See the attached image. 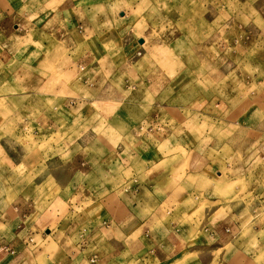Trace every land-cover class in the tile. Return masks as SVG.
<instances>
[{
  "label": "crops",
  "instance_id": "crops-1",
  "mask_svg": "<svg viewBox=\"0 0 264 264\" xmlns=\"http://www.w3.org/2000/svg\"><path fill=\"white\" fill-rule=\"evenodd\" d=\"M210 6V0H0V104L8 113L0 115V264H188L192 253L196 264H210L218 251L227 264H264L261 248L248 255L240 239L245 209L250 231H264L257 181L264 172L252 174L254 186L226 203L210 171L226 161L220 149L214 154L210 141L195 149L190 130L180 141L154 136L177 127L158 123L161 113L201 104L212 109L204 116L264 137L263 122L236 96L234 112L224 115L226 104L210 94L209 72L227 52L216 40L234 22L186 11ZM20 75L26 87L52 91L24 94ZM37 95L40 111L33 107ZM243 146L240 139L233 148ZM252 147L264 148V140ZM190 198L200 200L186 203ZM85 199L89 205L76 212ZM198 208L199 220L175 214ZM199 225L206 229L195 239Z\"/></svg>",
  "mask_w": 264,
  "mask_h": 264
},
{
  "label": "rangeland",
  "instance_id": "rangeland-1",
  "mask_svg": "<svg viewBox=\"0 0 264 264\" xmlns=\"http://www.w3.org/2000/svg\"><path fill=\"white\" fill-rule=\"evenodd\" d=\"M185 1V0H180ZM211 6L206 9L202 8H192L186 10L193 12L194 15H210L218 16L228 19H234L231 25L225 24L224 28H229L228 32H224L220 35L219 39L216 40L219 46L224 45L227 52L216 59L214 65H218L217 70H210V80L208 81V88L211 96H219L222 105L226 104L225 114L232 115L234 111L233 98L239 99L237 105L241 106L243 109H247V114L255 116L256 122H263L264 124V0H210ZM179 14L185 16L187 13L185 9L179 8ZM192 10V12L190 11ZM183 12V14H182ZM192 14V15H193ZM238 26L240 28L238 29ZM241 29V30H240ZM256 29V30H255ZM258 31V32H257ZM223 32V31H221ZM222 34V33H221ZM216 43V44H217ZM236 51V55L232 56L228 54V51ZM3 75V74H2ZM4 79L5 76L3 75ZM115 83H118L123 87V79L114 78ZM17 83L22 85L19 86L18 91H22L26 94L27 91L39 93L42 91H52V88L46 86V88H36V87H26V77L24 75L17 76ZM131 90V89H130ZM61 91V90H60ZM129 90L124 93L127 94ZM62 93V91H61ZM214 93V94H213ZM222 96V98H221ZM36 104L34 109L40 111L41 102H43L41 96L37 95ZM224 102V103H223ZM33 110L32 107H30ZM96 110L99 115H106V111L100 104L96 105ZM212 111V109L206 108L202 109L201 104L194 105V108H185L184 106L179 109L178 115H164V112L158 118V123L172 124L177 126L174 132L167 133L164 127L160 129L154 136L159 143H163L165 137L171 134V138L178 140L186 138L188 135L187 130L193 135V139L190 136V141L188 144L195 143L198 144L199 151H202L203 141H210L215 146L213 151L214 154L220 149V156H225L226 161L222 164L213 165L212 170H216L214 173L215 178L213 179V184L215 188V194L221 197L223 202H229L234 199H238L242 195L243 190L246 186L253 187L252 183L255 182L251 175L259 174L264 172V159L261 155H264V148L253 149L252 145L255 141L264 140L262 136H256L251 132H244L243 130L237 131L233 125H229L228 122L220 118H211L204 116L206 112ZM19 113L26 111V105L22 106ZM245 111V110H244ZM212 113V112H211ZM7 111L1 107L0 104V115H7ZM180 138V139H179ZM262 138V139H261ZM242 140L241 149L235 150L233 148L235 140ZM201 147V148H200ZM182 151V156H184L185 151ZM212 151V150H211ZM169 152L165 151L163 155H167ZM235 155L237 157H235ZM257 155V156H255ZM245 156V157H244ZM217 156H215L216 158ZM251 157H254L253 159ZM243 159V160H242ZM237 160L236 163L234 161ZM242 160V163L239 161ZM181 178L184 173L182 168L180 169ZM258 171V172H256ZM264 180V179H263ZM260 183V187L264 190V181L257 180ZM89 198V197H88ZM205 198L200 195V199ZM198 199V198H197ZM197 199L190 198V200L185 201L186 203H193L197 205ZM198 199V200H200ZM75 198L72 200V204L75 203ZM237 201V200H236ZM79 205V204H78ZM89 205V201L86 199L78 207H74L75 211H81L83 208ZM198 205H201L199 202ZM165 206H162V219L168 218L170 215L165 213ZM245 213L241 214L240 219L242 223V230L240 234V239L243 243L241 246L245 247V252L259 251L261 248V253L264 252V243L259 245L256 237L259 236L260 240H264V231H250L249 223L247 221L249 215L248 210H244ZM180 213L181 221H186L191 216L195 220L203 216V211L198 208L193 211H176L175 214ZM262 215V214H261ZM168 216V217H167ZM190 217V218H191ZM182 223V222H181ZM194 228L195 239L200 237L204 233V229ZM253 230V229H252ZM206 235V232L205 234ZM39 237H35L37 239ZM38 241V239L36 240ZM256 253V252H255ZM262 255V254H261ZM246 258V257H245ZM249 259V256H247ZM185 262L188 264H196L197 257L196 253H192L190 256L185 258ZM226 259H220L219 251L215 253L214 259L210 264H227ZM232 264V263H231Z\"/></svg>",
  "mask_w": 264,
  "mask_h": 264
}]
</instances>
